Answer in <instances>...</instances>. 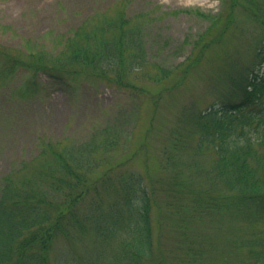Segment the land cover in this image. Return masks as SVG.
Masks as SVG:
<instances>
[{"label":"rangeland","instance_id":"374dc122","mask_svg":"<svg viewBox=\"0 0 264 264\" xmlns=\"http://www.w3.org/2000/svg\"><path fill=\"white\" fill-rule=\"evenodd\" d=\"M94 15L131 18L147 63L125 76L130 87L92 74L54 79L23 69L1 78L0 181L49 142L91 150L95 141L91 167L84 166L89 179L115 166L110 177L118 185L87 196L98 203L94 213L119 200L121 171L141 175L153 195L156 253L149 264H254L247 243L253 234L264 240V220L210 208L235 193L214 181L218 156L213 146L199 148L198 118L253 66L264 46V0H0V44L22 48L26 40H43L58 53L62 37ZM114 234L101 240L92 229L57 240L50 264H129V235ZM189 246L198 251L194 263Z\"/></svg>","mask_w":264,"mask_h":264},{"label":"trees","instance_id":"16d2710c","mask_svg":"<svg viewBox=\"0 0 264 264\" xmlns=\"http://www.w3.org/2000/svg\"><path fill=\"white\" fill-rule=\"evenodd\" d=\"M130 20L123 15L116 20L94 15L73 34L62 37L58 53L43 40H26L22 48L0 44V79L23 69L54 79L92 74L130 87L123 80L125 76L147 63L141 29L131 26ZM175 70L163 69L159 79L169 78ZM232 85L224 101L209 106L198 118L202 132L199 148L213 146L218 156L214 181H222L235 193L233 198L214 199L213 207H209L237 210L246 218L264 220V46L257 49L250 70ZM110 133L106 132L109 143ZM96 147L95 141L91 150L49 142L35 158L23 161L21 169L1 179L0 264H50L54 242L74 238L77 233L89 234L92 229L101 240L113 237L117 229L119 236L128 234L129 264H149L155 258L151 218L154 199L141 175L119 173V200H113L106 211L94 213L98 203L87 200L102 186L118 185L110 177L115 166L97 180L89 179L84 166L91 167L89 152ZM43 156L47 161L37 166ZM32 166L38 167L34 174L17 177ZM259 239L261 236L255 241L253 234L247 243L254 264H264V240ZM188 249V261L194 263L198 251L192 246Z\"/></svg>","mask_w":264,"mask_h":264}]
</instances>
